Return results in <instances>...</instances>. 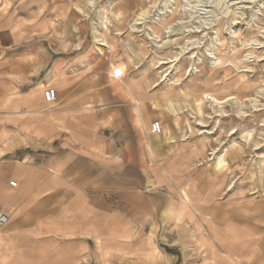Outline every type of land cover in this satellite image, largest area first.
<instances>
[{
  "label": "crops",
  "instance_id": "crops-1",
  "mask_svg": "<svg viewBox=\"0 0 264 264\" xmlns=\"http://www.w3.org/2000/svg\"><path fill=\"white\" fill-rule=\"evenodd\" d=\"M133 7L0 0V264H93L95 238L104 261L110 252L159 258L151 235L126 245L159 193L168 197L167 233L200 264H264V185L226 190L221 174L208 178L205 140L189 138L177 114L166 120L164 108L149 106L177 97L144 93L123 21L111 15ZM114 64L123 65L118 76ZM156 114L161 133L149 129Z\"/></svg>",
  "mask_w": 264,
  "mask_h": 264
},
{
  "label": "rangeland",
  "instance_id": "rangeland-1",
  "mask_svg": "<svg viewBox=\"0 0 264 264\" xmlns=\"http://www.w3.org/2000/svg\"><path fill=\"white\" fill-rule=\"evenodd\" d=\"M126 1L136 3V8H128L124 14L118 10L111 15L123 21L121 30L126 49L137 62L138 74L147 82L144 93L159 91L161 97H177L175 105L165 104L160 98L159 105L149 106L164 108L161 111L166 120L169 111L177 114L189 138L205 140L208 178L221 174L226 190L228 184L231 188L248 182L252 184L251 192H261L264 185V0H221L217 5L214 0H203L201 5L188 0H168L167 7L165 0ZM227 6V12H222ZM157 9L163 10V14L155 19ZM140 14H144V22L139 19ZM151 29L158 35V47L148 34ZM213 55L220 59L219 63H210ZM193 66L195 71L189 70ZM155 82H159L158 86L152 87ZM212 98L222 103L216 104ZM154 119H159L165 129L159 115L151 120ZM142 194L151 208L147 192ZM154 203L153 214L141 218L144 229L134 233L136 237L129 239L130 242L127 240L126 245L135 247L136 238L151 235L160 259H150L153 252L144 251L143 260L148 259L144 262L127 254L121 259L110 252V259L104 261L102 241L95 238L93 264H200L198 256L189 249L177 247L173 233H167L171 221L166 215V194L159 193Z\"/></svg>",
  "mask_w": 264,
  "mask_h": 264
},
{
  "label": "bare ground",
  "instance_id": "bare-ground-1",
  "mask_svg": "<svg viewBox=\"0 0 264 264\" xmlns=\"http://www.w3.org/2000/svg\"><path fill=\"white\" fill-rule=\"evenodd\" d=\"M168 0H165V3H164V5H165V7H167V5H168V3L170 2V0H169V2H167ZM194 2V3H197L198 5H201V3L203 2V0H188V2ZM209 0H206L205 2H208ZM221 0H214V3L217 5V4H219V2H220ZM200 3V4H199ZM263 5V4H262ZM262 5H261V7H262ZM228 10V6L227 7H224L223 9H222V12H225V10ZM158 10V12H157V16L155 17V19H158L160 16H158V14H163V10H160V9H157ZM227 10H226V12H227ZM234 14H237V12L235 11L234 12ZM139 19H142L143 20V22H144V19H145V17H144V14H140L139 15ZM143 22H141V23H143ZM152 30V29H151ZM232 32H234L233 31V29H232ZM152 38H153V40H154V42H155V46L156 47H158L159 46V43L157 42V40H159V38H158V35H157V33L155 32V31H153L152 30V32H150V33H148ZM220 62V59H218V57L217 56H215V55H213V56H211L210 57V63L211 64H216V63H219ZM230 63H234L232 60L230 61ZM236 64V63H235ZM123 66V65H122ZM122 66H120V65H115L114 64V66H112V69H111V72H112V74L114 75V76H118L121 72H122V70H123V67ZM195 66H193L192 68H190L189 70H194L195 71ZM210 96V95H209ZM212 101L214 102V103H216V104H221L222 103V101L221 100H218V99H216V98H212ZM223 161H222V159L220 160V164L222 163ZM219 166H221V165H219ZM108 235H110V234H108ZM126 235H128V238L129 237H131L130 236V232H129V234H126ZM103 238H104V236H103ZM106 238V237H105ZM108 238V237H107ZM133 248V247H132ZM127 249V248H126ZM151 250V249H150ZM149 250V251H150ZM118 251V250H117ZM142 251H144V249L142 250ZM151 253V252H150ZM144 254V253H143ZM146 255V254H145ZM152 257V256H151Z\"/></svg>",
  "mask_w": 264,
  "mask_h": 264
},
{
  "label": "built area",
  "instance_id": "built-area-1",
  "mask_svg": "<svg viewBox=\"0 0 264 264\" xmlns=\"http://www.w3.org/2000/svg\"><path fill=\"white\" fill-rule=\"evenodd\" d=\"M43 97L46 102L54 103L57 97L56 90L52 86H46L43 89ZM149 129L153 133H161L162 132V123L159 119H154L150 122ZM11 185H15L14 181H10ZM7 217L5 214H0V225H2L6 221Z\"/></svg>",
  "mask_w": 264,
  "mask_h": 264
}]
</instances>
